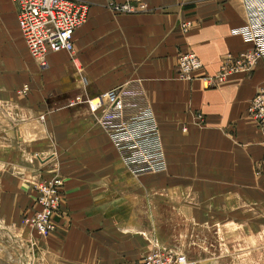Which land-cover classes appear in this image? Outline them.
I'll list each match as a JSON object with an SVG mask.
<instances>
[{
	"label": "crops",
	"instance_id": "1",
	"mask_svg": "<svg viewBox=\"0 0 264 264\" xmlns=\"http://www.w3.org/2000/svg\"><path fill=\"white\" fill-rule=\"evenodd\" d=\"M77 1L89 10L73 52L49 53L42 69L13 0H0V264H143L153 247L197 264H264V136L248 114L264 63L218 80L254 49L233 33L247 24L242 0H131L146 7L137 14ZM187 52L202 63L192 81L177 77ZM122 85L155 113L162 173L132 174L88 108L69 106ZM55 175L61 206L42 238L22 220Z\"/></svg>",
	"mask_w": 264,
	"mask_h": 264
},
{
	"label": "built area",
	"instance_id": "2",
	"mask_svg": "<svg viewBox=\"0 0 264 264\" xmlns=\"http://www.w3.org/2000/svg\"><path fill=\"white\" fill-rule=\"evenodd\" d=\"M18 11V24L23 39L33 60L44 69L48 66L49 53L74 50L73 34L82 27L88 17L89 5L77 0H13ZM247 24L233 31L244 42L253 46V51L230 61L222 68L218 80L238 70H249L257 62L264 63V0H242ZM107 8L116 14H137L146 7L131 0H112ZM192 24L181 25L188 31ZM202 63L193 52L180 55L177 65L179 80L192 81ZM27 88L23 90L26 94ZM143 90L122 85L95 98L76 97L70 107L85 105L95 122L107 134L113 146L121 155L126 168L134 175L162 173L167 169L166 155L158 122L150 106H142L138 100ZM249 116L254 119L264 136V87L250 102ZM203 121L202 116H198ZM40 120H44L41 116ZM63 179L55 175L50 180L36 184V203L39 207L23 222L33 228L41 237L47 238L56 229L54 218L61 206ZM143 264H197L186 256L175 255L153 247L144 258Z\"/></svg>",
	"mask_w": 264,
	"mask_h": 264
},
{
	"label": "rangeland",
	"instance_id": "3",
	"mask_svg": "<svg viewBox=\"0 0 264 264\" xmlns=\"http://www.w3.org/2000/svg\"><path fill=\"white\" fill-rule=\"evenodd\" d=\"M24 220H25V219H24ZM24 220H22V224H23V225H27V224H25V223L23 222ZM27 226H28L29 228H31V226H29V225H27ZM31 229L37 234V232H36L33 228H31ZM54 232H55V230H54ZM54 232H53V233H54ZM53 233H51L49 236H51ZM37 235H38V234H37ZM38 236H39V235H38ZM39 237H41V236H39ZM42 238H44V237H42Z\"/></svg>",
	"mask_w": 264,
	"mask_h": 264
},
{
	"label": "bare ground",
	"instance_id": "4",
	"mask_svg": "<svg viewBox=\"0 0 264 264\" xmlns=\"http://www.w3.org/2000/svg\"><path fill=\"white\" fill-rule=\"evenodd\" d=\"M72 53V52H71Z\"/></svg>",
	"mask_w": 264,
	"mask_h": 264
}]
</instances>
